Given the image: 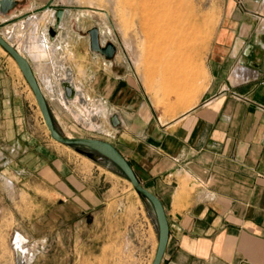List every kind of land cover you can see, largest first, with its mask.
I'll return each mask as SVG.
<instances>
[{
	"label": "rangeland",
	"instance_id": "obj_1",
	"mask_svg": "<svg viewBox=\"0 0 264 264\" xmlns=\"http://www.w3.org/2000/svg\"><path fill=\"white\" fill-rule=\"evenodd\" d=\"M227 1L65 0L76 6L77 29L86 35L98 27L100 41L122 53L113 69L118 81L126 79L128 60L141 109L138 115L125 113L123 127L114 129L108 123L114 106L97 105L89 95L93 91L66 102L59 91L44 88L55 128L67 137L108 141L122 149V141L132 145V135L145 133L158 116H175L197 104ZM174 17L180 18L179 28ZM9 57L0 50L2 264H15L16 234L26 238L30 264H150L158 243L151 203L107 159L95 154L90 159L76 151L81 147L52 140L31 89Z\"/></svg>",
	"mask_w": 264,
	"mask_h": 264
},
{
	"label": "crops",
	"instance_id": "obj_2",
	"mask_svg": "<svg viewBox=\"0 0 264 264\" xmlns=\"http://www.w3.org/2000/svg\"><path fill=\"white\" fill-rule=\"evenodd\" d=\"M18 1L0 15L1 23L11 21L0 33L27 58L42 90L62 97L60 83L68 80L79 99L93 91L97 105L114 106L120 127L125 113L138 115L128 60L118 81L113 69L122 53L109 60L89 50L88 36L74 26L76 6L55 0L67 7L56 27L53 10L36 11L49 0ZM227 2L200 101L158 116L132 135V145L122 141L123 150L114 145L163 204L169 236L161 264H264V0Z\"/></svg>",
	"mask_w": 264,
	"mask_h": 264
},
{
	"label": "water",
	"instance_id": "obj_3",
	"mask_svg": "<svg viewBox=\"0 0 264 264\" xmlns=\"http://www.w3.org/2000/svg\"><path fill=\"white\" fill-rule=\"evenodd\" d=\"M55 0H49L42 8L37 9V12H41L45 9H51L55 14V23L56 27L63 17L64 9L67 8L63 5H55ZM20 1L18 0H0V15L8 16V14L14 10L19 5ZM11 21H6L1 23L0 27L4 26L6 23ZM86 35L88 36L89 50L99 56H103L105 59H113L115 57L117 47L111 43L103 44L100 41V31L98 27H91L87 30ZM0 47L15 61L17 67L22 73L28 87L31 89L34 100L37 103V106L42 115V119L46 129L49 131V135L57 143L65 144L71 147H81L77 148L76 151L82 154L85 157L93 158V154L101 158L107 159L112 163L118 170H121L124 177L129 181L137 194L149 201L151 203L153 211L155 212L156 224L158 227L157 235V247L154 253V258L151 264H161V261L164 257V252L168 243L169 236V226L167 222L166 212L164 210L163 204L159 198H157L150 190L146 189L137 179V176L132 170L129 162L123 156L120 151L116 149L113 143L108 141H102L94 138H83V137H67L63 134H60L59 131L55 128L52 115L48 107V103L45 100L44 94L41 90V87L38 85L36 76L32 70L31 64L25 58L16 47L10 44L6 38L0 33ZM63 89V100L69 101L74 98V96L79 95V92L68 80H63L60 83ZM108 123L110 127L114 129H119L122 125L121 118L119 114L114 113L108 117ZM15 264H26L23 260V255L19 251L14 253Z\"/></svg>",
	"mask_w": 264,
	"mask_h": 264
},
{
	"label": "bare ground",
	"instance_id": "obj_4",
	"mask_svg": "<svg viewBox=\"0 0 264 264\" xmlns=\"http://www.w3.org/2000/svg\"><path fill=\"white\" fill-rule=\"evenodd\" d=\"M175 2H176V0H175ZM181 2V1H180ZM183 3V2H182ZM176 5H178V4H176ZM175 5V6H176ZM180 6V5H179ZM182 6V5H181ZM178 9V8H177ZM146 10V9H145ZM187 10V9H186ZM177 12H178V10H177ZM145 13H147V12H145ZM143 15V14H142ZM142 15H141V18H142ZM146 15V14H145ZM175 15V14H174ZM177 15V14H176ZM183 15V14H182ZM187 15H189V18H190V14H187ZM178 16L180 17V15L178 14ZM185 16V15H184ZM144 17V16H143ZM187 17V16H186ZM150 18V17H149ZM152 18V17H151ZM177 18V17H176ZM173 19V18H172ZM180 18H177V19H175V17H174V20H173V22L172 23H174L173 25H175V27L174 28H179V26L180 25H182V23H180L181 21L179 20ZM184 18L182 17V22L183 23H185L184 22V20H183ZM188 19V18H187ZM186 19V20H187ZM147 20H148V18H147ZM155 20H157V19H155ZM145 21V20H144ZM158 21V20H157ZM190 21V20H189ZM148 22H150V21H148ZM159 22V21H158ZM157 22V23H158ZM187 22V21H186ZM152 23V22H151ZM153 23H154V21H153ZM142 24V23H141ZM155 24H156V22H155ZM150 25V24H149ZM143 26V25H142ZM160 26V25H159ZM150 27V26H149ZM182 27V26H181ZM181 27H180V29H181ZM156 28H157V26H156ZM156 28H155V30H156ZM145 30H146V28H145ZM151 30H153V29H151ZM144 31V30H143ZM148 33H149V31H148ZM147 34V33H146ZM150 34H151V32H150ZM147 37V36H146ZM6 38V37H5ZM18 38V37H17ZM6 40H7V38H6ZM8 42H9V40H8ZM10 43V42H9ZM180 41L177 43V48L180 46ZM0 50H2V47H0ZM10 58V57H9ZM10 59H12V58H10ZM14 62V64H16L15 63V61H13ZM137 64V63H136ZM16 66V65H15ZM145 74V73H144ZM148 75V74H147ZM146 77V76H145ZM148 77H146L145 79H147ZM146 81V80H145ZM144 81V85L145 86H149V84H147L146 82ZM147 81H149V80H147ZM47 86H48V84H47ZM50 86H48V88H49ZM149 88V87H148ZM42 90V89H41ZM44 90V89H43ZM42 90V91H43ZM146 90H148L147 88H146ZM150 90V89H149ZM148 90V91H149ZM44 94H45V91L43 92ZM25 237L21 234H16L15 236H14V238H13V241H12V243H11V246H12V249H13V251H14V253H15V251H19L22 255H23V260H25V262H26V264H30L31 262H32V257H33V254L30 252V250L26 247V245H24L26 242H25Z\"/></svg>",
	"mask_w": 264,
	"mask_h": 264
}]
</instances>
